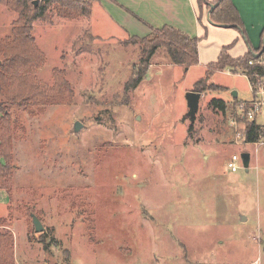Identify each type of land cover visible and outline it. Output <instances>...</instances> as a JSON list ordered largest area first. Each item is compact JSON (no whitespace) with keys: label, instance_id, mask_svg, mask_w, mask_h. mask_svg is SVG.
<instances>
[{"label":"rangeland","instance_id":"rangeland-1","mask_svg":"<svg viewBox=\"0 0 264 264\" xmlns=\"http://www.w3.org/2000/svg\"><path fill=\"white\" fill-rule=\"evenodd\" d=\"M91 15L33 25L44 54L35 78L52 87L63 71L69 103L19 106L0 96L13 115L12 184L0 190L12 264H264V145L236 143L230 112L209 105L250 99L247 78L215 71L194 122L186 115V92L236 31L213 28L190 66L161 46L131 87L143 45L98 3ZM15 19L0 2L1 38ZM243 151L248 169L230 171V156Z\"/></svg>","mask_w":264,"mask_h":264},{"label":"trees","instance_id":"trees-1","mask_svg":"<svg viewBox=\"0 0 264 264\" xmlns=\"http://www.w3.org/2000/svg\"><path fill=\"white\" fill-rule=\"evenodd\" d=\"M0 2H5L7 7L16 14V19L12 23V35L0 37V96L6 102L19 106L69 103L74 93L70 83L64 78L63 71H54L55 82L52 87H48L35 78L37 68L44 61V54L35 45L33 25L36 21L50 23L52 15L66 20L89 18L94 0H38L37 3L34 0H0ZM202 2L205 0H200V4ZM211 19L216 23L243 27L240 15L231 0H218L212 10ZM132 38L139 40L143 45L140 57L143 68L138 70L132 79L131 87L137 86L143 80L149 58L161 46L166 48L169 59L176 65L190 66L199 61V39L190 38L179 28L163 25L160 29H153L145 37L132 36ZM229 47L231 45L224 46L217 60L209 62L204 75L194 82L193 90L204 91L206 83H209V78L215 71L227 67L230 69L249 67L248 61L255 58L252 50L238 58L231 57L227 51ZM214 87L220 89L218 85ZM209 105L223 115L227 112L231 113L236 107L235 100L231 102L229 109L226 102L215 97L210 100ZM12 125V112L5 104H2L0 107V190L7 193L12 184L14 166ZM231 135L234 136L232 131ZM244 135L245 142L255 141L260 135H264V128H261L256 121H246ZM5 223V219L0 218V225ZM41 236H45L43 232ZM12 239L9 232L0 230V264H12ZM44 248H46L45 245Z\"/></svg>","mask_w":264,"mask_h":264},{"label":"crops","instance_id":"crops-1","mask_svg":"<svg viewBox=\"0 0 264 264\" xmlns=\"http://www.w3.org/2000/svg\"><path fill=\"white\" fill-rule=\"evenodd\" d=\"M217 1L205 0L200 4V0H94L93 5L98 3L107 14V18L124 30L126 37H145L153 29H160L161 26L168 25L181 29L190 38L197 37L200 42L201 38L209 36L213 28L234 29L236 33L231 36L236 38L231 45L232 48L228 49L230 56L238 58L251 50L256 56V53L264 45L262 41L264 36V0H231L240 15L242 28H237L232 24L220 26V23L211 19L212 12H209V7L211 4H217ZM236 46H240V51L231 53ZM222 49L219 50L217 56ZM216 60L217 57L212 61ZM236 101L238 100L235 98Z\"/></svg>","mask_w":264,"mask_h":264},{"label":"built area","instance_id":"built-area-1","mask_svg":"<svg viewBox=\"0 0 264 264\" xmlns=\"http://www.w3.org/2000/svg\"><path fill=\"white\" fill-rule=\"evenodd\" d=\"M249 67L227 69V73L231 71L237 74L244 75L251 88V98L248 100L236 101V107L229 116L228 126L233 132L235 142L249 143L257 149L264 145V135H260L255 141L245 142L244 128L246 121H256L257 117L264 118V46L256 53L254 59L248 61ZM261 128H264V123H257ZM227 167L230 171L236 172L243 168L241 155L232 154L228 160Z\"/></svg>","mask_w":264,"mask_h":264},{"label":"water","instance_id":"water-1","mask_svg":"<svg viewBox=\"0 0 264 264\" xmlns=\"http://www.w3.org/2000/svg\"><path fill=\"white\" fill-rule=\"evenodd\" d=\"M36 3L38 2L37 0H34ZM216 6V4H211L210 7H209V12L211 13L212 9ZM211 21V19H209ZM212 22V21H211ZM220 26H230L229 24H220ZM262 41L264 43V36L262 38ZM234 96H236V92L233 93ZM201 97V93L199 91H188L186 92V95H185V99H186V106H188V111L186 113V115L188 116L189 118V121L191 122H194V116H195V113L198 109V102H199V99ZM73 129L75 132H77L82 124H80V122L78 121H75L73 123ZM241 159H242V166L245 167V169L247 170L248 169V165H249V161H250V154L249 152H246V151H243V153H241ZM32 220H33V225H34V230L36 232H42L43 230V225L41 224V221L38 220V218L35 216V215H32Z\"/></svg>","mask_w":264,"mask_h":264}]
</instances>
